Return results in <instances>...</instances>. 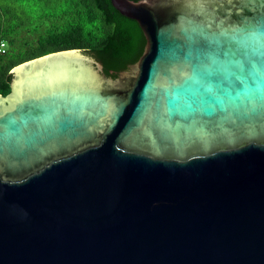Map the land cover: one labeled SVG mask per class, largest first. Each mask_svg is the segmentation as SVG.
<instances>
[{"label": "water", "instance_id": "1", "mask_svg": "<svg viewBox=\"0 0 264 264\" xmlns=\"http://www.w3.org/2000/svg\"><path fill=\"white\" fill-rule=\"evenodd\" d=\"M142 55L11 69L0 264H264V0H110Z\"/></svg>", "mask_w": 264, "mask_h": 264}, {"label": "trees", "instance_id": "2", "mask_svg": "<svg viewBox=\"0 0 264 264\" xmlns=\"http://www.w3.org/2000/svg\"><path fill=\"white\" fill-rule=\"evenodd\" d=\"M30 23L36 38L20 40ZM144 46L138 24L121 16L110 0H0V95L10 92L11 69L26 61L77 49L116 78L138 61Z\"/></svg>", "mask_w": 264, "mask_h": 264}, {"label": "rangeland", "instance_id": "3", "mask_svg": "<svg viewBox=\"0 0 264 264\" xmlns=\"http://www.w3.org/2000/svg\"><path fill=\"white\" fill-rule=\"evenodd\" d=\"M25 10L28 12V11H30V8L29 7H27V8H25ZM34 25L35 24H33V25H31V23L29 24V25H26L25 26V28H23V29H25V30H21V34H20V32H19V34H20V40H33L34 38H36V36H37V34L36 33H34L33 32V30H34ZM41 30H43L44 29V27H42V28H40ZM39 29V30H40ZM38 30V31H39ZM30 31V32H29ZM42 32V31H41ZM2 48H5L4 46H2Z\"/></svg>", "mask_w": 264, "mask_h": 264}]
</instances>
